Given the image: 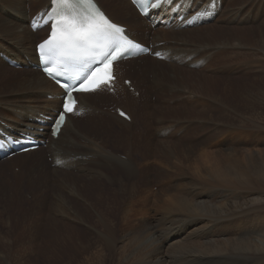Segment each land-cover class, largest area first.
I'll use <instances>...</instances> for the list:
<instances>
[{"label": "rangeland", "instance_id": "rangeland-1", "mask_svg": "<svg viewBox=\"0 0 264 264\" xmlns=\"http://www.w3.org/2000/svg\"><path fill=\"white\" fill-rule=\"evenodd\" d=\"M46 1L0 0V60L5 63L0 62V124L10 126V129L15 124L14 119L26 121L23 114L33 115L29 119L32 122L39 111H48L49 100L56 98L49 97L51 93L37 89L33 84L40 72L43 73L38 67L33 68L36 73H31L26 66L13 67L19 70L13 73L8 71L12 66L1 56V53H8L19 61L33 56L28 54L27 46L46 37L47 29L32 38L27 31H30L31 18L47 8L42 9L44 4L48 5ZM98 1L116 22L125 24L129 30L134 31L132 23L137 21L139 27H135L134 35L141 42L148 44L157 38L161 29H149L146 18L138 20L137 9L130 0ZM194 1L196 10L207 2ZM230 2H222L223 15L234 21L239 19L238 22L243 24L241 27L251 32V36L246 38H250L253 44L236 37L231 49L219 58L220 55L214 54L211 47L224 51L225 41H215L210 48L191 43L198 46L195 59L169 57L167 64H174L177 68L170 70L167 65H162L166 73L171 71L174 75H162L160 86L154 84V68L142 67L137 75L127 67L142 66L145 61L151 65L150 59H164L148 55L149 58L130 63L132 66L122 64L117 68L121 85L125 86L123 78H129L133 84L144 87L141 89L143 103L141 99L139 102L136 100L139 96L134 97L127 90L119 92L123 98L108 100L103 97L100 102L93 99L95 95L92 94L87 99L98 106L90 111L94 116L88 118L89 112L82 117L83 112H79L76 117L81 118H75V125L71 123L63 138L55 140L52 145L56 155L63 158L59 164H52L49 153L51 141L40 147L30 161L24 158L21 161L18 154L0 161V232H4L0 237V264H264V260L259 261L264 258V252L220 246L221 242L230 244L241 240L242 236L246 238L247 231L252 228L264 232V191L255 190L253 186L244 190L242 186L226 184L215 175V171L226 168L234 160L264 163V0ZM118 6L122 9H117ZM213 22L207 20L204 24ZM182 36L199 40L194 35ZM167 37V41L161 42L158 48L154 46V51L160 49V52H165L164 48L169 45L173 46L172 53L176 52L175 47L193 48L173 40L181 35L167 34ZM242 46L251 47V50H242ZM228 57L235 59L234 63L218 62ZM207 65L211 68L207 69ZM179 68L200 70L203 75L208 72L211 81L190 86L184 83L180 71L177 72ZM55 90H58L56 86ZM103 92L111 93L107 88ZM209 92L219 100L215 101L216 110L213 112L204 108L205 102L198 95L211 99ZM165 97L167 102L158 103ZM148 103L152 107H148ZM59 104H56L57 109ZM120 106L136 114L132 122L122 118L132 127H138L142 138H147L146 126L148 137L154 141L163 140L162 143L170 147L188 145L186 149L191 151L189 159L181 163L173 156L167 161L155 153L152 140L149 141L150 147L143 144L137 147L128 141L125 127L113 117L118 114ZM160 106H168V109L154 110ZM201 114H205V118L192 117ZM105 120L109 123H100ZM194 123H197L196 129L193 128ZM47 135L45 132L43 138ZM71 135L74 142L70 140ZM71 149L79 152L77 158L83 154V161L68 160L69 165L66 166L65 152L71 156L76 153ZM108 154L135 167L132 168L134 170L120 168ZM249 173L254 178L253 173ZM17 176L22 177L23 194L10 199V193L5 189L6 181L11 184ZM27 179L33 188L27 184ZM131 188L135 189L136 195H129L127 191ZM247 190H250L254 203H250L247 196L240 198V203L234 201L236 193L244 194ZM198 191L201 194L194 198L198 202H208L201 203V211L192 213V206L191 210L179 207V199L191 197ZM92 193L101 195L93 197ZM241 203L245 204L241 206ZM232 215L242 217L234 218ZM191 226L195 227L194 231H191ZM56 234H65V238H58ZM177 234L181 236L177 237ZM249 256L254 259H249Z\"/></svg>", "mask_w": 264, "mask_h": 264}, {"label": "bare ground", "instance_id": "bare-ground-1", "mask_svg": "<svg viewBox=\"0 0 264 264\" xmlns=\"http://www.w3.org/2000/svg\"><path fill=\"white\" fill-rule=\"evenodd\" d=\"M54 0H47L46 2H47V6L44 4L43 5V7H42V9H44L45 7H47L46 9H45V12L44 13H46L49 9H50V7H51V5H52V2H53ZM97 2H98V5L107 13V11L100 5V3H99V1L98 0H96ZM176 2H180V3H182V5H185V13H186V16H185V18H184V20L180 23V22H176L175 24H171L170 26L168 25V26H164V25H162V23H161V21H162V19L163 18H165V16H167V17H170V9H167V8H163V9H161L159 12H157V13H155L154 14V16H153V20L151 21V22H149L148 20L146 21V23H147V26H148V28L149 29H151V27H153V28H155V29H157V30H159V29H161L160 31H158L159 33L156 35L157 36V38L156 37H154V40H152L151 42H149L148 41V45H150V44H153V47L154 46H157V48L160 46V43L161 42H166L167 41V39L169 38V37H167V34H174V35H181V37H179V38H174L173 40H178V42L180 43V44H184V45H190V46H192L193 48H190V47H182V48H177V47H175L177 50H176V52H171V50L173 49V46L172 45H169L167 48H164V49H166L165 51V53H161V54H164L165 55V61H161V60H157V59H150L151 60V62L153 63V64H151V65H149L148 64V62H144V60H143V62H144V64L142 65V66H137V67H127L128 69H130V70H132L133 71V73H136L137 75L139 74V70L140 69H142V67H144V68H148V67H151V68H154V70H155V74H153V79L155 80V86H157V84H159L158 86H160V84H161V82H162V79L161 78H163V76L162 75H167V74H169L168 76H173L174 74H172V72L171 71H168L167 73H166V70H164V68L162 67V65H167L168 66V68L170 69V70H174V69H176L177 67H175L174 66V64H170V63H168L167 64V61H168V58L170 57L171 59H180V60H188V59H191V60H193V59H195V56L198 54V46L197 47H195L194 45H192L191 43H194V44H197V43H200L199 44V46L201 47V46H203L204 48H205V46H207V47H211L212 45H213V43L216 41V43H218V42H220L221 40H223V41H225L226 42V44H224L225 45V49H224V51H223V49H221V48H215V47H211V49H212V51H213V53L214 54H218V55H220V57L219 58H221L222 57V53H225L228 49H231V44H232V42L234 41V39H236V37L239 39V40H241V41H243V42H247L248 44H253L252 42H250V41H252L250 38H246V36H251V32L250 31H248V29H246L245 27H241V26H243V24L242 23H240V22H238V20H236V21H234V20H231V18L228 16V15H223V13H224V8L222 7V2L223 3H228L229 2V4L231 3L230 2V0H207V2H206V4L202 7V8H198L197 10L195 9V7H196V4H195V1L194 0H175L174 1V3H176ZM236 2V1H235ZM234 2V4H236ZM233 3V2H232ZM189 5H191V9L189 10V8H188V6ZM233 5V4H232ZM117 9H122V6H118L117 7ZM134 9H136V8H134ZM193 11V10H195V11H197L196 13H191L190 11ZM42 11V10H41ZM115 11H117L116 9H115ZM136 11V10H135ZM40 12V11H39ZM38 12V13H39ZM137 12V14H138V16L139 17H137L138 18V20H140L141 18L143 19L144 17H142L139 13H138V11H136ZM38 15V14H37ZM110 17V16H109ZM112 17V16H111ZM110 17V18H111ZM111 19H113L114 20V18L112 17ZM191 19H194L196 22H195V25L193 26V27H190L189 25H188V22L191 20ZM207 20H214V22L213 23H211V24H204ZM157 21H160L159 22V26H157ZM199 22H200V24H201V26H199ZM133 25V29H134V31L133 30H129V28H128V32L131 34V36L135 39V40H137V41H140L137 37H135V35L134 34H136V28L137 27H139V25H138V23H137V21H135V22H133L132 23ZM238 25V26H237ZM136 27V28H135ZM30 31H29V33H28V31H27V35L29 34L30 36H31V38L32 37H34V34H41L42 32H44V30L45 29H41V30H38V31H36L35 33H33L34 31L30 28L29 29ZM161 31H163V33H160ZM132 33H133V35H132ZM203 34L205 35V36H203ZM18 35V34H17ZM21 35V34H20ZM182 35H194V37H197V39H199V40H196V39H190V38H187V37H185V36H182ZM209 36V37H208ZM19 37V36H18ZM22 37V36H21ZM206 37H208V38H206ZM205 38H206V40H205ZM248 39H250V40H248ZM34 40V39H33ZM156 40H158L157 42H155ZM204 40V41H203ZM210 40V41H209ZM36 45H37V43H35L34 45H28L27 46V52H28V54L29 55H33L32 57H30L29 56V59H28V61H24V59L22 60V61H24V63L26 64L27 63V65L30 67V69H29V71L31 72V73H36V70H34L33 68L34 67H38L40 70H42L41 68H40V64H39V58L38 57H36V51H37V48H36ZM34 46V49H32V47ZM245 47H247V46H242L241 47V49L242 50H248L249 48H245ZM249 50H251V47H250V49ZM158 51H160V49H157L155 52H158ZM184 51H187V53L186 52H184ZM207 52L209 51V50H206ZM223 51V52H222ZM143 57H148L149 58V56L148 55H144V56H139L138 58H136V59H126V60H122V61H120V62H118L117 64H116V66H119L120 67V65H122V64H127L128 66H132L130 63H132V62H140V60L143 58ZM191 60H190V62L189 63H191ZM229 61H231V62H229ZM232 61H235V59H233V58H231V57H228V58H226V59H222V60H218V62H223V63H234V62H232ZM0 62L1 63H3L4 65H5V63L2 61V60H0ZM172 63V62H171ZM149 65V66H148ZM123 68V67H122ZM206 68L207 69H209V68H211V67H208V65L206 66ZM124 69V68H123ZM159 69V70H158ZM11 71V72H13V73H15V72H19V70H17V69H15V68H13V67H9L8 68V71ZM178 70L180 71V73H181V78H182V80L184 81V83H188V84H190V86H193L194 84H195V86H196V84L197 83H204V82H206V83H209L210 81H211V75L208 73V72H206L207 73V75H203L202 74V71H200V70H197V71H193V70H187L186 69V71H185V69H177V72H178ZM182 71V72H181ZM204 72V71H203ZM38 74V73H37ZM44 73H41L40 72V76L38 77V78H36V79H32L33 81L32 82H34L33 84L34 85H36L37 87V89H43V91H47V92H49V93H51V94H54V93H56V94H59V93H61V90L59 89V87L53 82V81H51L45 74L43 75ZM184 74V75H183ZM195 74H200L199 76L198 75H195ZM34 75V74H33ZM35 76V75H34ZM186 77V78H185ZM194 77V79L191 81V82H189V80L191 79V78H193ZM195 77H197V78H195ZM126 78H124L123 80H125ZM129 79V78H128ZM144 79V78H143ZM143 79H141L140 80V82L142 83L143 82ZM137 82V81H136ZM153 82V81H152ZM151 82V83H152ZM142 85V84H141ZM55 86L57 87V89L58 90H55V91H53V88H55ZM131 86H134L135 87V91H134V94H136L135 92L136 91H140V96H139V98L138 99H136L138 102H139V100L140 101H142L141 103H143V96L141 95V89H144V87H138L137 85H135V84H133V82L131 83ZM33 88V90L34 89H36L35 87H32ZM194 88V87H193ZM103 89V87H99L98 89H96L95 91H92V92H82L81 94H79V105H78V107H77V109H76V111L75 112H73V113H71L70 115H68V118H67V121H66V123L64 124V126H63V128L61 129V132H60V135H59V137H58V139H56V140H60V139H62L63 138V135H64V133L66 132V131H68V128H70V124L71 123H73L74 122V120H76L75 118H78V119H80L79 117H76V115L78 114V112L80 111V110H82V109H86L87 111L86 112H83V115H82V117H84V116H86L91 110H95L96 108H98V106H96V105H93V104H91L90 102H89V100L87 99L88 97H90V95H92V94H94L95 96L93 97V99H96L97 101H102V99H103V97H105L106 99L108 98V100H113V99H115V100H117V99H120V98H123L122 96H121V94L119 93V92H117L116 94H113V95H111V93L109 94V93H105V92H103V91H100V90H102ZM122 89L123 90H127V91H129L130 93H131V91L129 90L130 88L129 87H126V86H124V87H122ZM195 90H197V87L196 88H194ZM241 91V90H240ZM46 94V93H45ZM134 94H133V96H134ZM211 94V92H209V96H211L210 95ZM240 94V92L238 93V95ZM137 95V94H136ZM200 97H201V99L205 102V106H204V108H206L209 112H213V111H215L216 110V103H215V101L216 102H218L219 100H215L214 98H216L217 99V97L216 96H211V99H208V98H206V97H204V96H202V95H200V94H198ZM134 97H136V96H134ZM134 97H132L131 99H133V100H135V98ZM238 97V96H237ZM164 100L163 101H159L158 103H164V102H167L166 100V97L165 98H163ZM132 100V101H133ZM235 100V99H234ZM126 102H128L127 100H125ZM49 102H51V104H47V107H49V109H48V111H45V112H41V111H39V110H37V111H39V112H41V113H45V114H54V110L55 109H57V106H56V104H58V103H60L59 104V107L58 108H60L61 106H62V102H63V100H59V99H52V100H49ZM219 103H222V102H219ZM46 105V104H45ZM222 105H224L223 103H222ZM148 107H152L151 105H150V103H148V105H147ZM156 106V105H155ZM231 106V105H230ZM121 108H123L122 106H120ZM202 107V106H201ZM127 113H129L130 114V116H131V122L132 121H134L135 120V118H136V114L135 113H131L130 111H128L127 109H125V108H123ZM155 109H168V106L167 107H163V106H160V107H155L154 108V110ZM36 111V112H37ZM200 111V110H199ZM203 111V110H202ZM20 112H18V113H15V114H19ZM151 113V112H150ZM80 114V113H79ZM38 115V114H37ZM95 115H99V114H95ZM205 114H201V115H194V116H192V117H195V118H205V116H204ZM22 116H24V119L26 120V121H24V122H19L18 120H16V119H14V125L11 127V129L9 128V131L11 132V131H14V132H16V131H18V132H28V130H30V131H32V129L33 128H36V127H38V124H36V122H35V120H36V118L37 117H40V115H38L37 117L35 116L34 118H33V121L32 122H29V119H30V116H33V115H29V114H23ZM94 116V113L93 112H90L89 113V115L87 116L88 118H91V117H93ZM101 116V115H100ZM162 116V115H161ZM116 120H118V121H120L122 124H123V126L125 127L124 129H125V134H126V137H127V139H128V141H130L131 143H133L134 145H137V147L138 146H141L142 144L144 145V146H149L150 147V143L151 142H149L150 140H152L151 139V137H148L149 135H148V133H149V131L147 132V130H146V126H145V128H144V130L146 131V134H147V138L146 137H144V138H142L143 137V134H141V132H140V130H139V128L138 127H132V124H130L129 122H127V121H125L122 117H120L118 114H116L115 116H113ZM144 117V116H143ZM163 117V116H162ZM164 118V117H163ZM100 119V118H99ZM165 119V118H164ZM145 121V120H144ZM146 122V121H145ZM145 122H143L144 124H145ZM201 122V121H200ZM18 123V124H17ZM81 123V122H80ZM100 123H109V121H100ZM82 124V123H81ZM194 124H196L195 125V127H193L194 129H196V127H197V123H194ZM204 124H205V122H204ZM1 125V124H0ZM73 125H75L74 123H73ZM145 125H150V123H148V124H145ZM2 126V125H1ZM83 126H84V124H83ZM194 126V125H193ZM3 127V126H2ZM199 127H201V126H199ZM84 128V127H83ZM75 129H76V127H75ZM199 129V128H198ZM78 130V129H77ZM77 130H75V132L77 131ZM143 130V133L145 132ZM162 130V129H161ZM161 130H159V131H161ZM196 131H198V130H195V132ZM44 133L45 132H40V136L43 138V135H44ZM77 133H80V132H78L77 131ZM9 134H11V133H9ZM48 135H50L49 133H48ZM48 135L46 136V137H44L43 139H47V141L49 142V141H51L50 142V150H49V153H50V156L52 157V160H53V162H52V164L53 163H55V164H58V161L59 160H61V159H63L62 157H60V156H58V155H56V149H53V143L55 142V140L52 138V136L50 135V138L48 137ZM11 136H13L12 134H11ZM142 136V137H141ZM196 136V135H195ZM140 137V139L138 140V138ZM197 137V136H196ZM211 138V137H210ZM146 139H148V141H145ZM198 139V138H197ZM70 140L72 141V142H74V138L72 137V135H71V137H70ZM138 141V142H137ZM140 141V142H139ZM152 145L153 146H155L154 147V149H155V153L156 154H160V156L161 157H163V158H165L167 161H169L171 158L170 157H175V158H177V159H179V162H181V163H183V162H185V161H187V159H189V155L191 154V151L189 152L188 150L190 149H186L187 147H188V145H184V144H180V145H178V144H176L175 146H168L166 143H162V142H164L163 140H159V139H157L156 141H154V140H152ZM178 142V141H177ZM157 144V145H156ZM162 144L164 145V146H162ZM165 144L167 145V147H165ZM173 145V144H172ZM183 146V147H182ZM187 146V147H186ZM142 147V146H141ZM182 147V148H181ZM135 148H136V146H135ZM184 148V149H183ZM40 150V147L39 148H37V149H31V148H29V150H27V151H24V152H22V153H16V154H14V155H12V156H15V155H17L18 154V156H20L19 158H20V160L22 161L23 159L22 158H24V159H27L28 161H30L31 159H32V157L33 156H35V155H37V151H39ZM75 150H72L71 149V152H74ZM76 152V151H75ZM138 152V151H137ZM189 152V153H188ZM79 154V152H76V153H73L72 154V156H75V157H72L70 154H68L67 153V151L65 152V158H64V162H65V164H66V166H68L69 165V163H68V160H70V161H72V162H82L83 160L81 159L82 157H83V154H80V156H81V158H77V155ZM120 158H122V156H120V154H118V153H116ZM155 154V155H156ZM109 155V158L112 160V162H114L115 164H117V165H119V167L120 168H123L124 167V169H127V170H134V169H132V168H135V167H132L130 164H128V163H126L125 161H123V160H117L116 159V156H114V155H111V154H108ZM79 156V155H78ZM72 159V160H71ZM119 159V158H118ZM251 160H249V161H247L246 160V162H245V160L243 161V160H234V161H232V162H229L228 163V165H227V167L226 168H220L219 170H217V171H215L216 173H215V175H218L220 178H221V180H223V182H225L226 184L227 183H229V184H232V185H239V186H242L243 188H244V190H246V189H250V187L251 186H253V188L255 189V190H258V191H264V163H261V162H258V161H253V162H250ZM68 164V165H67ZM123 166V167H122ZM57 167V166H56ZM16 168V167H15ZM57 168H60V167H57ZM62 168V167H61ZM120 170V169H119ZM121 170H123V169H121ZM142 171V170H141ZM222 171V172H221ZM249 171H251L252 173H253V176H254V178H251V175H250V173H249ZM35 172V171H34ZM127 172V171H126ZM134 172H136V171H134ZM212 173V172H211ZM31 174V173H30ZM131 174H133L132 172H131ZM146 174V173H145ZM134 175H137V173H135ZM140 176V175H139ZM29 177V176H28ZM33 177V176H32ZM36 176H34V178H35ZM133 177V176H132ZM137 177V176H136ZM211 177V176H210ZM3 179V178H2ZM28 180V182L29 183H27L28 185H30L32 188H33V186H32V184L30 183V181H29V179H27ZM35 180H36V178H35ZM35 180L33 181V182H35ZM142 180V179H141ZM214 180V179H213ZM1 181V180H0ZM143 181V180H142ZM21 182H22V177L21 176H17V179L13 182V183H11V184H9L7 181H6V183L8 184V185H5L6 187H5V189H6V191H9V193H10V199H12L14 196H21L22 194H23V187H22V185H21ZM129 182V181H128ZM130 183V182H129ZM141 183V182H140ZM219 183V182H218ZM41 185H43V184H41ZM142 185V184H141ZM135 186V185H134ZM114 188V187H113ZM35 189V188H34ZM114 190V189H113ZM126 190V189H125ZM136 190H138V189H136ZM238 190V189H237ZM243 190V191H244ZM4 191V190H3ZM127 192H129V195L131 194H135V189H133V188H131V189H128V191ZM239 192V191H238ZM115 193V192H114ZM122 193V192H121ZM137 193V192H136ZM233 193V192H232ZM241 193V192H240ZM240 193H236L235 195H234V198L236 199V200H234V201H236V202H241V199L240 198H245L244 196H247V198H248V201H251L250 203H254V198L251 196V194H250V190H247V191H245V193L244 194H240ZM91 194V193H90ZM127 194V193H126ZM201 194V192H199L198 191V193H196V194H194V195H192L191 197H188V196H185L184 198H181V199H179L180 201L178 202L179 203V207L180 208H182V209H190V206H192L193 207V209L191 210V212L192 213H198V211H201V209L203 208V205L201 204V203H208L207 201H200V202H198L197 200H196V198H194V197H197V196H199ZM4 195V194H3ZM99 196V195H101V193H96L95 195H93V193H92V196L94 197V196ZM118 195V194H117ZM128 195V196H129ZM136 195V194H135ZM251 196V197H250ZM116 197V196H115ZM149 197V196H148ZM194 198V199H193ZM97 199V198H96ZM116 200L117 199H119V198H115ZM237 199H238V201H237ZM92 200H94V199H92ZM97 200H100V198L98 197V199ZM131 200V199H130ZM260 200V199H259ZM125 201V200H124ZM126 202V201H125ZM132 203V202H131ZM264 203V202H263ZM118 204V203H117ZM121 204V203H120ZM129 204V203H128ZM236 204V203H235ZM243 204H245V203H241L240 205L241 206H243ZM224 205V204H223ZM207 208H210L209 206H206ZM225 209V208H224ZM244 209V208H243ZM245 209H247V208H245ZM124 210V209H123ZM220 211H222L223 210V207H221L220 206V209H219ZM16 211V210H15ZM227 211V210H226ZM242 211V210H241ZM241 211H240V213H241ZM233 212V211H232ZM1 213V212H0ZM243 213V212H242ZM236 214V213H235ZM243 215V214H242ZM242 215H232V216H234V218H241L242 217ZM209 217H211V216H209ZM1 218V217H0ZM263 218H264V215H263ZM219 219V218H218ZM212 221H213V219H212ZM3 224V223H2ZM1 226V225H0ZM3 226V225H2ZM4 227V226H3ZM3 227H1V228H3ZM262 227L264 228V223H263V225H262ZM5 228V227H4ZM191 228H192V226H191ZM195 228V227H194ZM194 228H192V230L191 231H194ZM189 229V228H188ZM187 229V230H188ZM1 230V229H0ZM3 231V230H2ZM2 231L0 232V237H2V236H4L3 235V233H2ZM57 231H59V230H57ZM261 229H254V228H252V229H250V231H247V233H248V235H247V237L245 238V237H241V238H239V239H241V240H234V241H232L233 243H230V244H228V242H226V243H224V242H221L220 243V246H221V244L222 245H224V246H226V245H228V246H233V247H235V246H238L239 248H241V249H243V250H245V251H247V250H251V251H253V252H259V253H263L264 252V232H262L261 233ZM110 232H111V230H110ZM5 233H7V232H5ZM60 233V232H59ZM112 233V232H111ZM188 234V233H187ZM31 235H34V234H31ZM242 235V234H241ZM56 236L58 237V238H60V237H63V239L65 238V234L64 235H57L56 234ZM116 236V235H115ZM179 236H181V235H179V234H177V237H179ZM34 237V236H33ZM50 237V236H49ZM36 238V237H35ZM33 240V239H32ZM226 248H228V247H226ZM225 248V249H226ZM250 257V258H249ZM248 258L249 259H254V258H251L252 256H249ZM257 257V256H256ZM255 257V259H256V261H257V258H259V257H257L256 258ZM261 257V256H260ZM248 258H246V259H248ZM262 258H263V256H262ZM261 259V258H260ZM262 260H264V258L263 259H261V260H259V261H262ZM255 264V263H254Z\"/></svg>", "mask_w": 264, "mask_h": 264}, {"label": "snow or ice", "instance_id": "snow-or-ice-1", "mask_svg": "<svg viewBox=\"0 0 264 264\" xmlns=\"http://www.w3.org/2000/svg\"><path fill=\"white\" fill-rule=\"evenodd\" d=\"M63 2L71 10L68 15L61 17L52 23V31L50 38L44 40L38 45L39 49H47L49 60H55L60 67L67 69L68 65L79 64L81 67H86L88 61L93 63H104L112 52L117 51V40L114 36H109V33H121L122 29L116 24L110 23L103 16L97 17L91 13H77L76 5H82L86 0H63ZM125 39L127 37L125 36ZM127 49L120 51V56L130 48L137 45L132 43V40H127ZM108 48L110 51L105 53L99 61L96 60L95 53L98 49ZM115 58V57H114ZM48 63V60L44 61ZM111 61L104 64L103 68H97L91 72L90 76L79 85L80 90L88 91V85L97 83L101 73H106ZM49 76L55 75L57 78L66 75L67 72H59L52 68L46 69ZM66 91L65 103L63 104L64 111L58 116L54 122L53 131L56 134V125L60 121H64L65 112L73 111L72 90L68 85H64Z\"/></svg>", "mask_w": 264, "mask_h": 264}]
</instances>
